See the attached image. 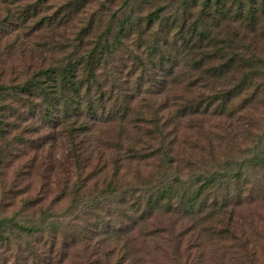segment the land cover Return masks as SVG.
<instances>
[{
  "label": "trees",
  "instance_id": "16d2710c",
  "mask_svg": "<svg viewBox=\"0 0 264 264\" xmlns=\"http://www.w3.org/2000/svg\"><path fill=\"white\" fill-rule=\"evenodd\" d=\"M4 1L18 7L20 28L31 20L35 31H48L47 42L73 17L82 22L67 44H52L61 54L55 63L13 67L10 81L0 63L4 263L157 264L162 253L169 264H207L199 247L230 235L232 260L258 264L264 216L248 220L243 210L264 209V131L262 122L244 127L240 119L239 136L235 118L264 108V43L257 38L264 0L261 11L247 14L243 0H191L179 16L160 8L135 13L150 0L113 9L116 0H67L53 14L44 12L51 0L25 8L27 0ZM211 121L230 132L213 131L221 128ZM46 129L48 140L35 144ZM200 136L210 150L201 162ZM219 140L228 155L216 152ZM19 146L50 149L47 165L37 164L45 170L40 192L58 190L49 202L30 195L24 170L9 190L7 159ZM149 162L153 170L141 182L120 175L122 164ZM88 182L94 186L85 192ZM100 182L106 186L98 189ZM149 242L154 257L138 246L153 251Z\"/></svg>",
  "mask_w": 264,
  "mask_h": 264
},
{
  "label": "rangeland",
  "instance_id": "374dc122",
  "mask_svg": "<svg viewBox=\"0 0 264 264\" xmlns=\"http://www.w3.org/2000/svg\"><path fill=\"white\" fill-rule=\"evenodd\" d=\"M34 1L35 0H27L24 3L23 8L27 7L28 3L32 4ZM66 1L67 0H51L48 3V5L44 7V12L46 14H53V12L58 10L60 6L64 5ZM187 1H191V0H150V3L147 6H144L142 8L137 4L135 13L138 14L139 11H143L144 13H150L154 9L160 8L167 16H170V15L179 16L182 8L184 7ZM122 2L123 0H116V2L114 3V6H112V9L117 8ZM261 2L262 0H243L242 5L244 9L246 10V14H247L248 11L250 12L261 11L260 10L262 6ZM96 7L97 5L95 4V8ZM17 8L18 7H16V5L11 4L8 1L5 2L4 0H0V63H3V66L5 68L4 71H6L5 74L9 73L11 75L10 76L7 74L8 81L13 80L12 74H11L13 67L16 68L18 71L24 72L25 69L21 68L20 70L19 69L20 66H24L30 70H35L44 65L47 66V64L55 63L56 58L59 59L61 57V54L57 52L56 49H53L54 45L52 44H57V45L58 44L61 45L63 43L67 44V41L74 37L76 29H77L76 26H79L80 24H82L81 20L73 17V19L70 21L68 25V28H65V30H62V29H57L58 31L55 30L54 34H55V39H57V41L51 40L47 42V39H48L47 36L49 34L48 31H45V30L35 31V29H32L33 26L34 27L36 26L34 21L29 20L25 26L20 28L19 22H18L19 14H18ZM95 8H92V10H94ZM262 11H263V16H264V9ZM111 12H112L111 9H107L106 16L100 28L105 27L107 20L111 15ZM80 17L81 16H79V18ZM258 22H259V25H257L258 26L257 29H261V31L259 30L257 32V38L262 43H264V17L262 19H259ZM249 23L250 22L245 20V21H242L240 24L241 26H244L245 27L244 30L247 31L251 29ZM60 34L64 35L65 40L61 39L58 36ZM54 53L59 54V55H56ZM8 56H10V58H8ZM31 58H32V61H30ZM0 73H1V68H0ZM235 119H237L236 121L237 123L235 124V126H238V129L235 130V132L239 136H240V131H239L240 130V119L241 121L244 122V127H246L248 123L250 122L251 124H255L254 126L257 127L258 123L262 122L261 126L263 127V131H264V108H259L258 110L256 109L255 111H252V113H249L247 115V118L245 119H244V113L238 112ZM223 123L227 124L226 122H223ZM210 124L212 126L221 128L219 131L215 129L213 131H216L220 134H225V131L222 130V129H226L224 126L218 125L215 121H211ZM49 130L50 129L40 131V133L37 134L40 137L39 138L36 137L37 139L34 141L35 144H38L40 141H47L48 140L47 134L50 133ZM226 131L230 132L228 129H226ZM255 133H256V129H255ZM13 134H15V132ZM193 136L194 134L191 137ZM200 139L202 141L198 144V146L201 148V150L195 151V155H197V158L201 162L200 156H204L206 160L210 159V156H209L210 150L208 148L207 141L204 140L201 136H200ZM219 142H220V146L218 142L216 143V152H218L219 154L223 156L224 154L228 155L229 150H228V146L225 140H219ZM127 145H129L128 142H126L123 146L127 147ZM48 150L50 149L47 148L45 151H36L32 149L31 147H29L26 150L22 151V148L20 146L18 149L17 147L14 149V154L10 155L7 159L8 166L5 170L7 173L6 182H8V188L9 187L12 188V189L9 188V190H12L13 192H15L14 185L16 184V182H18V180H16L17 174L19 170H24V172L26 173V175L24 176L25 183L27 181V182H30V184H32V187H31L32 190H31L30 195L32 196L40 195L42 198H45L47 202L52 200V198L56 195V192H58V190L55 188H52L46 193L40 192V187L42 186L41 176L45 174V170H42L43 168L37 165L39 164L44 167L47 165L48 156L50 154ZM60 151H61L60 149H57L56 151H54L55 152L54 155H56V158H59L58 154ZM18 154H20L19 157H18ZM34 162L36 163V166L40 168L39 170L38 168L35 169L34 167V169H32L30 167L31 165L33 166ZM150 164L151 162H149L148 164L146 163V164H141L139 166H136L135 163H133V164H130V166L128 165V167L122 164L123 168L121 170L120 175H123V177L126 175L124 179L126 180L125 182L127 183L131 184V183H138V181L141 182L146 178V176L151 174L153 167ZM2 169H3V165L0 164V173ZM112 170L113 169L111 168L110 173L112 172ZM73 173L74 175H76L77 170H73ZM62 179L63 177L60 179V181ZM88 183L89 184L87 185L85 192H87L88 189H91L94 186L93 182H88ZM105 186L106 185L103 184L102 182L98 183V189H101ZM2 195H3L2 187L0 186V204L3 202ZM243 211H244V215L246 216L248 220H250L252 216L256 220H259L261 216H264V209L262 205L258 207L253 205L252 207H250V209H245ZM236 226L238 227V225L235 224V227ZM239 232H240V229L237 230V234H240ZM158 240L161 244L159 246H164V245L168 246L167 243H165V240L163 239V237L161 238L158 236ZM262 240L263 241L260 243L264 246V239ZM211 242L207 241L206 243L207 246L209 247H205L204 249L203 247H199L200 251L204 250L206 253L207 264H221V263L236 264L235 261L232 260L233 256L230 253H228L227 251L228 248L226 247V246H230L231 244L235 243V241L232 239V236L228 235V237L225 240L218 241V243L217 241H215L214 243H211ZM149 243H150L149 246H152L153 251H151V248L145 249L143 244H140L138 246H143L144 252L147 251L149 254L151 253L153 256L155 252L153 246H155V244H153L152 242H149ZM191 243L193 244V246L194 245L196 246V244H198L196 241V235L192 238ZM89 244L90 246H94L95 244L94 240L92 241L90 240ZM196 250H197L196 248L193 249V252H195ZM4 259H5V255L4 254L1 255V252H0V264H5ZM155 259H156L157 264H161V262H158V261H162L164 262V264H169V263H165L167 260L166 259L164 260V256L162 255V253L161 254L159 253V255L155 257ZM13 260H14L13 258L10 259L8 264H12ZM257 263L264 264V257H260ZM145 264H148V263H145Z\"/></svg>",
  "mask_w": 264,
  "mask_h": 264
}]
</instances>
